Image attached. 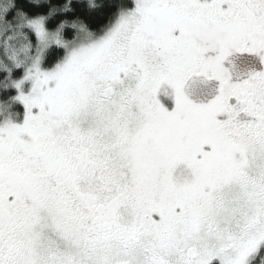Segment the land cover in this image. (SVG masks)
Instances as JSON below:
<instances>
[{"label":"snow or ice","instance_id":"6c2138e0","mask_svg":"<svg viewBox=\"0 0 264 264\" xmlns=\"http://www.w3.org/2000/svg\"><path fill=\"white\" fill-rule=\"evenodd\" d=\"M0 264H264V0H0Z\"/></svg>","mask_w":264,"mask_h":264}]
</instances>
